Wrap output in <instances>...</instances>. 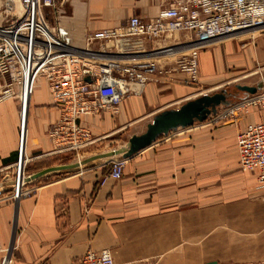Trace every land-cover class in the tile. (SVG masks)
<instances>
[{
    "label": "crops",
    "instance_id": "0c3cea01",
    "mask_svg": "<svg viewBox=\"0 0 264 264\" xmlns=\"http://www.w3.org/2000/svg\"><path fill=\"white\" fill-rule=\"evenodd\" d=\"M175 1L55 0L44 15L61 44L74 51L84 49L96 31L121 27L132 16L151 20ZM214 44L199 51L201 72L212 71L224 56L243 64L264 62V36L253 47L229 38ZM91 47L102 50L98 43ZM186 76L156 75L141 95L123 100L118 113L80 116L78 123L95 141L66 163L62 158L69 155L51 154L47 134L59 107L45 81L36 82L26 131L27 173L70 167L30 181L34 190L18 204L15 245L9 257L0 251V264H71L88 250L102 249L111 251L115 264H264V191L255 170L240 168L236 145L239 132L264 121L262 109L215 121L217 110L202 122L170 130L127 157L119 178L106 176L131 135L193 97ZM7 80L0 77V94ZM18 140L19 101L9 97L0 101L2 179L10 178ZM10 196L0 193V248L10 242Z\"/></svg>",
    "mask_w": 264,
    "mask_h": 264
},
{
    "label": "built area",
    "instance_id": "2783aa9c",
    "mask_svg": "<svg viewBox=\"0 0 264 264\" xmlns=\"http://www.w3.org/2000/svg\"><path fill=\"white\" fill-rule=\"evenodd\" d=\"M7 1L13 9L15 0ZM18 2L14 18L0 26V77L8 79L0 101L9 97L19 101L17 159L7 180L13 203L11 235L9 245L0 248L6 257L17 238L19 200L34 190L26 180L31 159L25 148L31 95L38 80L45 81L51 101L60 110L47 133L51 154H78L95 141L90 130L78 123L80 116L118 113L122 101L141 95L156 75L168 77L176 71L195 78L201 48L236 33L255 32L264 20V0H177L151 20L132 16L121 27L96 31L87 37L84 49L73 51L61 44L44 15V9L53 7L55 0ZM178 31L191 32L194 38L172 62L168 58L173 45L165 44V39ZM108 42L115 44L114 50ZM94 43L102 50L92 49ZM244 103L225 108L214 120L236 119L247 114L244 108L251 104L264 111V90ZM236 145L240 168L255 170L258 187L264 191V121L239 132ZM125 161L124 157L110 160L106 176L119 178ZM71 264L115 262L111 251L102 249L88 250Z\"/></svg>",
    "mask_w": 264,
    "mask_h": 264
},
{
    "label": "rangeland",
    "instance_id": "374dc122",
    "mask_svg": "<svg viewBox=\"0 0 264 264\" xmlns=\"http://www.w3.org/2000/svg\"><path fill=\"white\" fill-rule=\"evenodd\" d=\"M2 5V6H1ZM9 5V6H8ZM0 26L9 23L14 18V8H18L19 2L15 0V3L12 5L13 9L11 8L10 2L7 0H0ZM6 12L5 15H1L2 12ZM260 29L249 33H236L228 37L229 39H233L235 42H238L241 45H249L253 47L255 41L264 36V20L262 21L261 25L259 26ZM194 38L193 33L186 32V31H178L171 36L166 37L165 44L173 45V54L169 56L170 61H174L181 53L185 52L188 47L190 46L191 40ZM215 42L208 43L201 49H209L213 48L212 45ZM108 46L111 50L115 49V44L112 42H108ZM148 47L151 48L149 45ZM155 47H159V45H155ZM216 47V45L214 46ZM200 49V50H201ZM199 56V55H198ZM199 58V57H198ZM223 59V61H222ZM236 58L232 56L231 58L228 56L222 57L218 63L215 61L213 62V70L209 72H201L199 66V59L197 62V75L195 78L190 77L189 75L186 76L187 83H190L194 88V95L191 99L196 97H201L202 95H210L216 92L225 89L227 93H230V103L225 106V108L237 104V103H244V100L254 97L255 95L259 94L264 90V62H258L257 59H253L250 64H243L240 61L234 60ZM162 61V60H161ZM174 73H181V72H173ZM235 85H249V86H258L257 92L254 94H246L243 91L237 90ZM245 104V103H244ZM217 109L218 112H223L225 108ZM250 107H256L251 105L246 106L244 109L248 110ZM221 108V109H220ZM243 112V110L241 111ZM240 112V113H241ZM210 116V115H209ZM208 116V117H209ZM220 120V119H218ZM71 155L63 156L62 163H66L69 160ZM2 175L0 176V193H5L10 191L8 188L7 180L9 179H2ZM12 193V191H10Z\"/></svg>",
    "mask_w": 264,
    "mask_h": 264
},
{
    "label": "water",
    "instance_id": "95a60500",
    "mask_svg": "<svg viewBox=\"0 0 264 264\" xmlns=\"http://www.w3.org/2000/svg\"><path fill=\"white\" fill-rule=\"evenodd\" d=\"M235 88L246 94H254L257 92L258 86L235 85ZM230 96L234 95H231L230 93H227L225 89H222L221 91L210 95H202L201 97L189 99L178 108L162 111L154 116L152 122L147 124L143 133L131 135L127 144L120 149L118 153L120 152L122 157L127 158L149 146L161 134H167L170 130H175L178 127L191 126L196 122L204 121L211 113H215L219 106L228 105L231 102L229 99ZM69 167L70 166L66 165L48 167L30 174L26 180L31 181L50 171Z\"/></svg>",
    "mask_w": 264,
    "mask_h": 264
}]
</instances>
